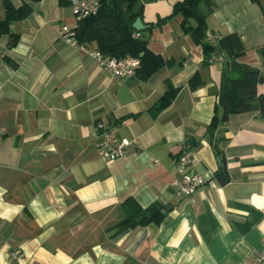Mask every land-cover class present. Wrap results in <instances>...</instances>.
I'll return each instance as SVG.
<instances>
[{
  "label": "crops",
  "instance_id": "1",
  "mask_svg": "<svg viewBox=\"0 0 264 264\" xmlns=\"http://www.w3.org/2000/svg\"><path fill=\"white\" fill-rule=\"evenodd\" d=\"M10 1L32 10L0 33V264H253L264 241V116L233 114L209 134L222 57L203 63L181 15L156 23L178 0H138L148 48L172 60L147 80L118 77L64 42L60 26L74 17L57 0ZM212 3L208 32L237 33L240 60L264 71V0ZM167 85L179 90L153 114ZM99 120L131 140L108 163L93 145ZM183 150L206 179L193 202L174 184ZM222 158L223 185L213 177ZM130 196L166 204L163 219L114 228Z\"/></svg>",
  "mask_w": 264,
  "mask_h": 264
},
{
  "label": "trees",
  "instance_id": "2",
  "mask_svg": "<svg viewBox=\"0 0 264 264\" xmlns=\"http://www.w3.org/2000/svg\"><path fill=\"white\" fill-rule=\"evenodd\" d=\"M38 1V0H32ZM61 6H67V0H57ZM258 2V0H253ZM5 9V18L0 21V33L8 28V21L21 19L31 12V6L23 2L14 7L10 0H1ZM205 6L206 11L202 9ZM212 0H178L172 11L156 23L174 15H181V27L184 33L202 47L203 63H209L215 54L222 57V69L212 118L207 131L213 135L216 125L228 121L233 114L258 111L264 116V94L257 92L258 83L264 81V71L240 60L246 53L239 35L228 32L222 35L208 32L207 15L212 11ZM142 15V5L138 0H100L99 8L93 15L77 20L74 31L78 44L99 50L110 57L131 56L139 60L134 76L147 80L155 72L172 64V60L163 58L147 46L148 38L142 30L136 31L132 23ZM208 33L213 37L209 38ZM264 56V46L258 48ZM188 86L195 88L200 84L196 74L188 79ZM179 88L167 85L163 94L152 106L153 114L171 103ZM135 114L122 116L121 122ZM213 177L223 185L228 179L225 160L215 170ZM121 218L114 228H135L149 223H159L166 212V204L156 200L142 207L133 197H127L120 204Z\"/></svg>",
  "mask_w": 264,
  "mask_h": 264
},
{
  "label": "built area",
  "instance_id": "3",
  "mask_svg": "<svg viewBox=\"0 0 264 264\" xmlns=\"http://www.w3.org/2000/svg\"><path fill=\"white\" fill-rule=\"evenodd\" d=\"M67 2L74 17V24L70 26L62 23L60 26V38L89 55L100 67L112 74L121 78L134 76L135 69L139 65L137 58L131 56L120 58L105 56L99 50L76 42L74 26L77 20L95 14L99 8L100 0H67ZM208 36L211 39L213 38L209 33ZM130 143L131 140L118 134L115 126H110L101 120L95 123L93 145L102 162L108 163L123 156L125 148ZM192 162V154L189 150H183L178 154L176 160L178 178L174 181L178 191L190 202L194 201L195 190L206 182V179L201 174L192 171ZM16 255H19V250L11 252V257ZM253 264H264V241H262L261 248L254 256Z\"/></svg>",
  "mask_w": 264,
  "mask_h": 264
},
{
  "label": "water",
  "instance_id": "4",
  "mask_svg": "<svg viewBox=\"0 0 264 264\" xmlns=\"http://www.w3.org/2000/svg\"><path fill=\"white\" fill-rule=\"evenodd\" d=\"M132 26L136 31H141L147 27V25L143 24L140 17H136V19L132 23Z\"/></svg>",
  "mask_w": 264,
  "mask_h": 264
},
{
  "label": "rangeland",
  "instance_id": "5",
  "mask_svg": "<svg viewBox=\"0 0 264 264\" xmlns=\"http://www.w3.org/2000/svg\"><path fill=\"white\" fill-rule=\"evenodd\" d=\"M67 7L69 8V6L67 5ZM1 10V9H0Z\"/></svg>",
  "mask_w": 264,
  "mask_h": 264
}]
</instances>
